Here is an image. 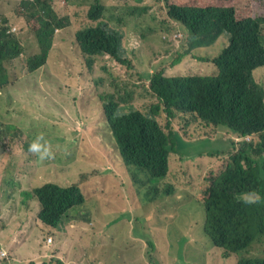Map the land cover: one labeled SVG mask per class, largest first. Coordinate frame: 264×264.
Segmentation results:
<instances>
[{
	"label": "trees",
	"instance_id": "1",
	"mask_svg": "<svg viewBox=\"0 0 264 264\" xmlns=\"http://www.w3.org/2000/svg\"><path fill=\"white\" fill-rule=\"evenodd\" d=\"M103 1L90 0L83 28L75 33V44L89 69H92L94 57H108L120 65L131 67L124 57V38L127 32L112 29L104 21ZM232 1V5L224 6ZM8 2L0 0V10H6L5 4ZM163 3L167 18L187 32L189 53L194 49L210 47L223 36L228 38L227 44L211 59L214 65V73L211 75H167L164 70L150 73L147 85L141 91L151 97L143 103L146 109L149 107V114H144L140 106L135 107L130 103V92L121 95L115 90L99 96L102 106L100 120L92 124L89 116L86 124H92L88 125L89 128L101 127L104 138L115 147L119 162L114 166L111 161L108 167L114 166L112 171L105 169L96 173L103 177L107 173L121 171L126 177L129 175V182L142 184V187L145 183L153 184L154 189H143L145 193L141 198V208L132 212L133 225H125V228L117 212L107 215L97 203L92 222L97 216L101 223L87 230L85 241L92 242L101 233L99 229L102 224H108L107 228L115 233L111 237L112 246L118 237L122 238L120 245L128 250L141 247V241H145L149 252L155 250V253L161 254L160 247L163 248L166 257L163 254L157 255L162 264H170L171 258L175 259L176 264H181V253L185 244H189L198 252L204 264L206 258H210L214 252L206 255L205 251L202 253L193 246L200 247L203 244L191 233L197 230L191 213L186 209V205L195 200L197 204L202 203L203 233L217 249L216 253L221 252L223 259L235 258L233 264H264L262 257L243 256L264 238V199L256 205H247L241 200L243 193L253 190L264 198V83L255 79L258 70L264 80V18L254 17L253 5L241 3L240 0H163ZM14 16L22 23H33L35 26L33 32L38 52L28 57L24 64L26 71L33 73L45 65L55 32L68 25V17L59 16L50 0H22ZM15 34L12 27L9 28L8 18L0 16V90L9 86V68L23 55L25 45ZM178 60L174 64H178ZM54 89H42L50 95V101L46 109L38 107L34 111V118L29 124L24 119L19 120L21 117L16 108L15 113L14 110L4 109L9 117L0 119V130L4 134H11L7 144H20L35 130L31 125L41 124L42 130L37 134L44 133L50 139L51 135L47 133L53 132L59 141L68 142L67 138L57 134L53 126L63 129L64 120L78 123L80 114L75 109L69 113L62 110V99L53 93ZM151 100L153 103L150 104ZM56 105L63 118L54 115ZM156 115L162 118V122L155 118ZM177 124L182 125L180 130ZM191 133L209 139L226 137L229 149L213 155L216 156V162L213 169L209 170L208 183L199 189L197 195H194L195 189L179 193L168 189L173 191L172 194L168 192L169 197L174 196L172 203L163 197L165 192L162 190L165 178L170 173L169 157L179 154L177 147L181 140L178 138L195 140L191 139ZM68 135L79 136L75 133ZM246 138L250 140H244ZM2 144L6 145L3 141ZM25 145L28 147V144ZM77 147H84L82 140L77 142ZM79 157L85 159V156ZM24 175L29 177L30 172ZM91 178L95 177L90 176L88 179ZM14 183L17 182L13 174L0 181V188L3 187V190L0 189L1 207L12 201L15 204L11 205L15 207L17 194L20 207L27 206L30 199L34 198L37 201L36 223L44 241L52 238L55 242H61L64 234L58 229L64 218L77 207L86 211L87 200L80 188L85 182L78 181L66 186L47 182L39 187L19 190L12 200L6 192L12 190ZM138 215L141 216L137 221ZM161 216L169 218L172 223L160 232L151 223ZM180 221L191 232L187 242L180 236L183 243H177L174 256L169 231H181L180 227L174 226L175 222ZM139 226L142 227L141 232L147 233H134V229ZM126 228L132 229L130 235L125 231ZM154 235L158 236L160 243L153 238ZM74 250L77 257L67 264L80 263L81 257L78 255L84 253L85 248L79 242L75 244ZM9 259L0 258V264H6ZM27 263L66 264L59 259L46 257L29 260Z\"/></svg>",
	"mask_w": 264,
	"mask_h": 264
},
{
	"label": "rangeland",
	"instance_id": "2",
	"mask_svg": "<svg viewBox=\"0 0 264 264\" xmlns=\"http://www.w3.org/2000/svg\"><path fill=\"white\" fill-rule=\"evenodd\" d=\"M8 1V4H5L6 10H0L2 14L0 16L8 18L9 28L12 27V32L16 33L15 35L25 46L23 55L15 60L9 68V86L0 90V119L9 117L4 109L14 110L15 113L16 108L18 116L21 117L19 120L24 119L29 124L38 107L46 109L50 95L43 92L42 89L48 88H55L53 93L61 97L60 107L62 110L69 113L75 109L80 114L78 123L64 120L63 129L53 126L57 134L68 139L67 143L59 141V137L55 133H47L51 135L48 140L51 141L56 152L55 159L51 161L41 162L36 155L28 152V147L25 145H29L35 139L37 132L42 130V124L31 125L35 130L26 140L15 145L7 144L11 134H4L3 130H0V181L13 174L17 182L13 184L11 191L6 192L10 199H15V193L19 190L24 191L23 188L39 187L47 182L63 186L78 181L85 182L80 185V188L87 200L85 206L87 212L83 211L82 207H77L69 212L71 215L64 218L58 231L67 235L60 245L54 244L52 238L51 241L49 238L44 241L42 233L30 226L32 231L27 234L29 256L32 259L38 257L36 250L41 245L46 257L56 256L62 261L68 262L77 257L74 246L80 242L85 248V252L78 255L81 257L79 264H162L157 256L163 254L166 257L162 247H160L161 254L155 253V250L149 252L146 242L141 241L143 244L141 247L137 246L128 250L120 245L122 240L120 237L112 246L111 237L115 233L107 228L108 224L101 226L105 232L101 239L104 241L103 243L97 244L99 241L97 238L92 242L85 241L87 230L100 225L97 216L92 222L97 203L101 205V208L103 207L107 215L117 212L122 227L125 228V225H133L132 212L141 208V198L145 193L143 189H154L153 184L145 183L142 187V184L129 182V175L127 178L126 174L124 175L121 171L115 172V174L107 173L100 177L96 171L103 172L105 169L112 171L119 160L115 147L102 135L101 127L91 126L89 128L88 125L100 120L102 106L99 96L108 91L117 90L121 95L130 92L132 95L130 103L135 107L140 106L144 114H149V107L146 109V105L143 103L151 97L141 91L147 85L150 73L164 70L167 75L175 73L211 75L214 73L211 59L222 51L228 38L223 36L218 38L212 46L194 49L189 53L188 34L179 24L168 21L163 0H143L142 3H138L136 0H104L102 2L105 6L104 21L112 29L127 32L124 38V57L129 61L131 67L120 65L108 57H94L92 69H89L75 44L74 36L77 30L83 28L82 25L86 18L85 11L90 0H50L59 16L68 17V25L55 32L53 46L45 65L31 73L26 71L24 64L28 57L38 52L33 32L35 26L33 23H22L14 16L15 10L22 0ZM240 1L253 5L254 17L264 18V0ZM233 2H228L224 6H230ZM178 58V64H174ZM262 77L256 70L255 79L264 83ZM151 103H153L152 100ZM26 105L27 108H25ZM59 110V106L56 105L54 115L61 117L58 113ZM89 116L92 118L90 122L92 124H86ZM155 118L162 122L161 117L156 115ZM181 127V124H177L179 130ZM68 133L79 134V136H69ZM201 134L206 135V133ZM191 137L195 140L178 138L177 140H181L177 147L179 154L169 157L170 173L165 178V187H162V190L165 192L163 197L172 203H174V196L169 197L168 192L172 194L174 190L179 193L195 189L194 195H197L199 189L208 183L209 170L213 169L216 162V156L213 155L218 151L229 149L226 137L209 139L198 137L193 133H191ZM248 139L250 140V138ZM79 140H82L84 146L82 149L77 147ZM2 141L6 144L5 146ZM81 155L85 156L84 160L80 159ZM111 161L114 166L108 167L111 165ZM25 172H30L33 178H25ZM90 176L95 178L88 179ZM88 180L90 181L87 182ZM3 184L7 186L5 183ZM0 189L3 190V187ZM168 189L173 191L170 192ZM138 191L142 193L139 194ZM6 206L7 202L3 207ZM169 208L173 207L169 206ZM186 209L191 213L197 232L189 231L181 221L180 223L175 222V228L180 227L181 231L179 232L181 233L176 230L169 231L173 255L175 256L177 243L180 241L183 243L181 238L187 242L189 232H191L194 238L203 243L200 247L193 245L197 250L202 253L205 251L206 255L214 252L210 258H206L204 264H233L236 259H223L222 253H216L217 249L204 235L202 203L197 204L193 200L192 203L186 205ZM140 216H137V221ZM171 223L172 220L161 216L156 217L151 226L161 232L163 229H167ZM125 231L130 235L132 229L126 228ZM141 231L142 227L139 226L133 232L147 233ZM43 235L46 238V235ZM153 238L157 243L161 242L157 235H154ZM243 256L264 258V238L262 242L254 244ZM29 260L30 258L25 263ZM169 260L170 264H176L174 258ZM180 260L181 264H203L198 252L194 251L189 244H185Z\"/></svg>",
	"mask_w": 264,
	"mask_h": 264
},
{
	"label": "crops",
	"instance_id": "3",
	"mask_svg": "<svg viewBox=\"0 0 264 264\" xmlns=\"http://www.w3.org/2000/svg\"><path fill=\"white\" fill-rule=\"evenodd\" d=\"M169 22L171 21L169 20ZM25 178L32 179L33 176L30 175L29 177ZM19 202V195L17 194L15 207L11 205L15 204L14 201L7 204L6 207H1L0 205V242L2 244L0 249L7 250L9 253H11V257L9 260H6V264H24L28 258H30V260H39L42 257H46L41 245H39L38 249L36 250L38 257L34 259L29 256L30 252L27 251L29 247L27 234L32 231L30 226L39 230L36 223L37 201L34 198H31L29 204L24 207H20ZM99 230L101 233L97 235V239H99L97 244L104 242L101 239L105 232L101 227ZM66 235L67 234H64L61 242L54 241V244L60 245L64 241ZM46 258L59 259L56 256H50ZM63 262L67 264V261Z\"/></svg>",
	"mask_w": 264,
	"mask_h": 264
},
{
	"label": "clouds",
	"instance_id": "4",
	"mask_svg": "<svg viewBox=\"0 0 264 264\" xmlns=\"http://www.w3.org/2000/svg\"><path fill=\"white\" fill-rule=\"evenodd\" d=\"M172 22L173 21H171V23ZM28 152L36 155L41 162L54 160L55 155H56L53 144L51 143L50 140L46 139V136L44 133L37 134L35 139L29 143ZM262 199L264 198H262L259 195V193L254 190L245 192L241 195L242 202L247 205L259 204L261 203ZM3 257L9 259L11 257V253H9V251L7 250L4 252L2 249H0V258H3Z\"/></svg>",
	"mask_w": 264,
	"mask_h": 264
},
{
	"label": "built area",
	"instance_id": "5",
	"mask_svg": "<svg viewBox=\"0 0 264 264\" xmlns=\"http://www.w3.org/2000/svg\"><path fill=\"white\" fill-rule=\"evenodd\" d=\"M247 140H249V139L247 138ZM49 240L51 241V238H49Z\"/></svg>",
	"mask_w": 264,
	"mask_h": 264
}]
</instances>
